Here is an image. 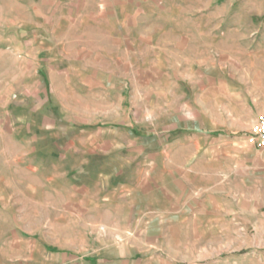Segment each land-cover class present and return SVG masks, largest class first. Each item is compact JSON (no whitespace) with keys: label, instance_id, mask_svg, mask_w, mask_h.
Listing matches in <instances>:
<instances>
[{"label":"rangeland","instance_id":"1","mask_svg":"<svg viewBox=\"0 0 264 264\" xmlns=\"http://www.w3.org/2000/svg\"><path fill=\"white\" fill-rule=\"evenodd\" d=\"M94 1L0 0V235L43 234L78 264H264V206L236 199L264 116V0H159L144 22L186 48L162 75L127 80V125L116 124L125 112L87 100L78 124L49 128L44 46L77 37ZM186 178L218 191L220 231L125 232L137 209L167 207L160 188L179 192Z\"/></svg>","mask_w":264,"mask_h":264},{"label":"crops","instance_id":"2","mask_svg":"<svg viewBox=\"0 0 264 264\" xmlns=\"http://www.w3.org/2000/svg\"><path fill=\"white\" fill-rule=\"evenodd\" d=\"M166 2L174 3L175 0ZM158 4L159 0H97L85 17L86 23L78 24L77 37L46 41L42 78H46L48 85L49 98L45 102L47 127L62 128L64 121H70V125L78 124L80 117L76 104L87 100L107 111L125 112L116 124L122 127L127 125L126 104L127 94L130 93L127 80L162 75L172 68L169 64L184 54L186 48L183 36L180 40H175L174 34L173 39H160L157 22H144V9L151 11ZM169 29L174 32L176 29L183 30L177 27ZM205 152L199 150L194 156ZM246 154V180L242 179L248 189L236 199H246L248 207L255 210L264 206L261 202L264 200V150L256 152L252 147L247 149ZM194 174L193 177H197L204 173ZM225 178L223 175L217 182L222 183ZM216 192L189 178H186V188L179 192L160 188L159 193L167 207L150 203V209H137L135 227L126 228L125 232L147 239L149 224L157 223L160 233L163 226L172 232L181 225L186 230V238H205L207 231L221 229V221L215 218L211 210L222 205L216 200ZM108 204L109 201H106L103 205ZM130 219L129 215L126 221L130 222ZM11 229V237L0 235V264H64V261L66 264L68 260L70 264H78L72 262L73 254L63 252L60 247L51 245L52 250H49L50 244L43 234L16 238L15 228ZM160 237L161 234L154 236L157 240ZM121 264L144 263L125 260Z\"/></svg>","mask_w":264,"mask_h":264},{"label":"built area","instance_id":"3","mask_svg":"<svg viewBox=\"0 0 264 264\" xmlns=\"http://www.w3.org/2000/svg\"><path fill=\"white\" fill-rule=\"evenodd\" d=\"M247 141L257 150H264V116H258L255 126L247 136Z\"/></svg>","mask_w":264,"mask_h":264}]
</instances>
